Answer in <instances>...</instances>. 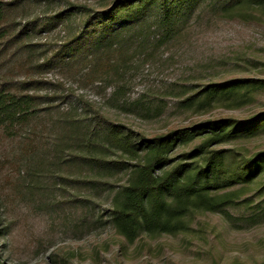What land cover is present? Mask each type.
<instances>
[{
	"label": "trees",
	"instance_id": "obj_1",
	"mask_svg": "<svg viewBox=\"0 0 264 264\" xmlns=\"http://www.w3.org/2000/svg\"><path fill=\"white\" fill-rule=\"evenodd\" d=\"M53 1L0 0V139L18 141V161L28 165L24 177L52 179L67 165L85 170L73 183L110 197L108 224L129 244L140 236L186 233L196 214L225 215L241 204L264 217V150L240 148L264 134V112L147 139L109 120L71 88H96L106 106L118 111L162 112V98L144 94L126 100L137 62L145 64L170 44L203 5L247 21L264 15V0H111L100 9L66 3L48 12ZM41 5L42 12L24 15ZM53 29H58L54 45L32 44L34 35ZM262 89L264 79H234L200 89L173 84L165 91L178 112L200 114L238 109ZM52 128L60 130L54 138L46 133ZM181 149L187 151L175 153ZM120 176L122 184L110 181ZM250 190L256 203L238 201Z\"/></svg>",
	"mask_w": 264,
	"mask_h": 264
},
{
	"label": "rangeland",
	"instance_id": "obj_2",
	"mask_svg": "<svg viewBox=\"0 0 264 264\" xmlns=\"http://www.w3.org/2000/svg\"><path fill=\"white\" fill-rule=\"evenodd\" d=\"M110 1L54 0L47 11L55 12L66 3L100 9ZM203 6L181 24L170 44L150 54L145 64L137 62L127 80L126 100L144 94L159 97L162 112L135 115L112 109L106 106L103 93L91 87L81 89L79 84L71 87L74 95H82L109 120L147 139L205 121L247 120L260 115L264 89L238 109L214 108L200 114L178 112L175 99L167 97L165 90L173 84L200 89L234 79H264V15L256 14L255 20L247 21L225 18ZM43 7L36 6L24 15L31 17ZM57 32L34 35L32 44L50 47L58 40ZM109 92L107 89L105 94ZM46 133L54 138L60 130L52 128ZM240 146L247 153L262 151L264 134ZM182 151L187 149L175 153ZM18 153V141L0 139V264L264 263V217L254 216L252 206L228 208L225 215L196 214L186 233L140 236L129 244L108 224L110 197L73 183L79 174L86 175L85 170L67 165L52 179L33 180L24 177L28 165L18 161ZM124 180L122 176L110 179L116 185ZM252 193L246 191L238 201L256 203Z\"/></svg>",
	"mask_w": 264,
	"mask_h": 264
}]
</instances>
